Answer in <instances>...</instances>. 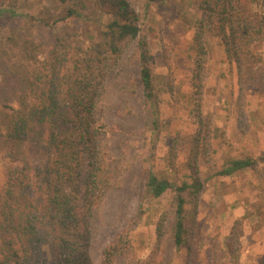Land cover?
Instances as JSON below:
<instances>
[{
  "label": "trees",
  "instance_id": "obj_1",
  "mask_svg": "<svg viewBox=\"0 0 264 264\" xmlns=\"http://www.w3.org/2000/svg\"><path fill=\"white\" fill-rule=\"evenodd\" d=\"M44 1L57 14L51 19L21 14L23 27L15 26L0 42V160L13 165L0 187V264H90L91 224L111 186L105 129L96 109L107 58L118 57L128 41L138 38L139 17L126 0ZM24 7L10 0L3 12L14 17ZM196 9L202 18L191 45L195 100L205 70L204 34L220 40L238 70L248 67L252 79H264V58L257 50H264V0H199ZM30 22L41 31L39 40L28 36ZM139 60L144 95L152 102L150 57L143 41ZM257 161L231 159L216 174L230 177ZM194 169L189 164L188 174L178 180L151 170L146 184L155 199L167 192L175 197L172 240L178 252L189 245L203 190ZM237 225L226 242L235 258ZM129 244L125 235L117 236L102 253L101 264H114Z\"/></svg>",
  "mask_w": 264,
  "mask_h": 264
},
{
  "label": "rangeland",
  "instance_id": "obj_2",
  "mask_svg": "<svg viewBox=\"0 0 264 264\" xmlns=\"http://www.w3.org/2000/svg\"><path fill=\"white\" fill-rule=\"evenodd\" d=\"M9 1L0 0L2 43L12 28L23 27L21 14H57L44 0H19L25 7L11 17L3 12ZM126 1L139 17L140 34L118 57L107 58L96 114L105 129L111 186L91 224L90 264H101L102 253L120 234L130 244L114 264H264V79H252L248 67L238 70L220 40L204 34L205 70L196 101L191 45L202 18L199 0ZM35 26L25 28L39 40L43 36ZM140 41L150 57L152 102L139 77ZM257 50L264 58V50ZM245 157L258 160L256 166L230 177L216 174L228 160ZM189 164L195 165L203 190L189 245L178 252L172 240L175 197L167 192L155 199L146 184L151 170L178 180L188 174ZM9 167L0 160V187ZM235 221L236 258L226 250Z\"/></svg>",
  "mask_w": 264,
  "mask_h": 264
}]
</instances>
